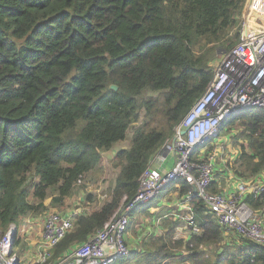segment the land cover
I'll return each instance as SVG.
<instances>
[{"label":"trees","instance_id":"16d2710c","mask_svg":"<svg viewBox=\"0 0 264 264\" xmlns=\"http://www.w3.org/2000/svg\"><path fill=\"white\" fill-rule=\"evenodd\" d=\"M247 1L0 0V232L40 208L28 202L29 187L40 203L55 186L54 204L69 198L144 109L130 147L115 156L121 169L109 200L76 216L54 258L88 241L130 203L142 173L211 83L218 44L227 51L238 42L239 34L228 35ZM144 90L157 95L139 100ZM238 120L242 129L232 138L245 139L248 150L243 145L235 160L236 175L246 179L264 170V110L249 109ZM178 183L182 196L189 185ZM191 201L199 232L177 261L264 264V247L224 235L201 202ZM166 225L117 263L162 264L180 245L173 221ZM219 243L220 252L204 259L199 250Z\"/></svg>","mask_w":264,"mask_h":264},{"label":"built area","instance_id":"2783aa9c","mask_svg":"<svg viewBox=\"0 0 264 264\" xmlns=\"http://www.w3.org/2000/svg\"><path fill=\"white\" fill-rule=\"evenodd\" d=\"M260 11H264V5L258 7L255 0L247 1L238 42L214 67L207 90L161 148V152L173 156L170 169L160 172L150 164L139 179L134 199L88 241L55 260L51 258L53 249L72 230L78 213H50L44 221L41 237L34 245L31 264H115L128 253L126 234L131 213L139 206L149 205L169 184L181 180L189 185V190L178 200L175 217L191 235L199 232L197 213L191 201L194 198L201 202L224 235L233 232L264 247V170L246 179L232 173L229 188L218 190L215 187V163L222 152L219 146L213 149L207 146L226 120L252 108L264 110V26H260L263 30H247V23L259 16ZM192 186L196 189L195 194ZM249 197L260 206L254 208L248 204L246 199ZM17 231V227L10 225L0 232V264H20L14 252Z\"/></svg>","mask_w":264,"mask_h":264},{"label":"rangeland","instance_id":"374dc122","mask_svg":"<svg viewBox=\"0 0 264 264\" xmlns=\"http://www.w3.org/2000/svg\"><path fill=\"white\" fill-rule=\"evenodd\" d=\"M246 6V5H245ZM243 13L241 16L237 18V23L232 32L229 33L228 39H232L236 34L240 36L241 24L243 22ZM250 16V15H249ZM264 26V11L260 15L255 17L251 22L247 23V30H263ZM239 39V38H238ZM221 44H218V48L216 53H214L212 59V67H216L220 60L225 56V54L232 48L225 51ZM157 93H153L149 90L142 91L141 95L138 97L139 100L147 99L149 97H155ZM144 109L140 110L139 115L140 119L137 123L133 124L129 127L126 132V138L124 141L116 143L111 150L103 152L101 154L100 164L96 167L95 170L88 173L83 179L82 183L75 187L72 195L69 198L64 199V202L61 204H54L53 199L58 196V188L51 187L46 191V198L42 203H40L37 199L32 196L33 189L29 187V197L28 202L31 205H41L40 208L35 209L33 212H29L22 216L19 219V222L14 225L18 228L17 238L14 241V252L17 253L20 264H31L30 260L33 256V253L30 252V248L34 249L33 242H38L43 232V225L46 217L50 213H67L70 211H76L77 208L86 209V212H92L97 210L103 203L109 200L111 191L114 187L115 180L119 174L121 166H119L118 162L115 160L116 154L121 151L128 149L131 144V137L134 132V129L141 125L144 120ZM243 113V112H242ZM239 113L236 116L226 120L223 123L222 130H218V134L211 138L208 143V148L213 149L216 146L220 147L221 154L218 155V160H227L226 166H233L234 173L236 174L238 170V162L230 160L229 156L233 155V152L242 151V146L244 145V149L248 150V144L245 139H240L235 141L232 136L235 134H239L241 132V124L239 116L242 114ZM213 144V145H212ZM218 144V145H216ZM212 145V146H209ZM203 149V147H201ZM217 160V162H219ZM116 161V162H115ZM231 161V162H230ZM115 163V164H114ZM37 179L34 178L31 180V184H35ZM177 182L171 183V187L176 186ZM166 189V188H165ZM163 189V191L165 190ZM162 191V192H163ZM100 200H98V199ZM178 198H175L177 200ZM171 201V200H170ZM150 205V204H149ZM147 206H139V209L142 212H145L147 208L152 205ZM124 208V207H123ZM175 210V209H174ZM137 210H134V212ZM164 210H160L159 212L147 213L143 216L134 219L131 222L127 234H126V244L128 247V253L124 257L126 258L131 251H136L138 247V243H144L145 240H148L150 236H161L165 233V229H169L168 222L171 220H165L162 218ZM84 213V212H83ZM133 213V212H132ZM131 213V214H132ZM163 214V215H161ZM170 216V215H168ZM159 218V219H158ZM172 219V217H171ZM173 221V220H172ZM158 222V223H156ZM173 228V238L174 241L180 242V245H175V249H170L167 254L168 258L163 261L162 264H195L194 262L184 261L179 262L177 258L185 256L187 254L186 249L184 248V243L187 241L181 235H177L178 230L184 232L182 222H175ZM29 228L28 232L27 231ZM73 230V228H72ZM70 230L69 233L72 231ZM164 230V231H163ZM68 233V234H69ZM149 237V238H148ZM33 245V246H32ZM80 244H75L71 249H76ZM31 246V247H30ZM220 243L214 246H209L207 248H201L199 251L203 252L204 259H211L214 257L216 253H219ZM70 249V250H71ZM204 249V250H203ZM172 255V257H171ZM178 256V257H173ZM52 260H55L52 252ZM206 260L199 262L198 264H205ZM115 264H118L117 262ZM127 264H131L128 263Z\"/></svg>","mask_w":264,"mask_h":264},{"label":"crops","instance_id":"0c3cea01","mask_svg":"<svg viewBox=\"0 0 264 264\" xmlns=\"http://www.w3.org/2000/svg\"><path fill=\"white\" fill-rule=\"evenodd\" d=\"M255 2L257 3L258 7H261L264 5V0H255ZM238 150L233 152V155L229 156L230 160L235 161L234 158L238 157L240 155ZM158 155L161 156V159L159 158ZM173 160L174 159H173L172 154H169L166 152H161V149H160L159 154H156V156L151 161V168L157 169L160 172H167L170 169V167L172 166ZM218 161L219 162L216 161V163H215V183H216L215 187H217L218 190L223 191V190L229 188L230 183L233 180L234 175H232V173L234 174V170L232 168L233 166H229V167L226 166V163H227L226 159L218 160ZM165 188H164L165 189L164 191L162 189L163 192L161 191V193L158 195V197L150 204L152 206L147 208L145 212H142L140 209L133 212L132 213L133 215L131 216V222H133L134 219H137V218L143 216L144 214H146V212L150 213V214L151 213L154 214L155 212H159L161 209L164 210V212H163L164 216H162V218H164L165 220H167V219L171 220V217H172L173 221L182 222L179 218L175 217V214L177 213V209L175 206L177 205V202L181 197L179 194V183L177 182L176 186H174V187H171V184H169V186H167ZM175 198H178V199L175 200ZM98 200H100V199H98ZM99 209H100V207L97 210H99ZM97 210H95V211H97ZM76 211L78 214L84 212V214H86V215L94 212V211L86 212V209L83 210V208H77ZM163 214H161V215H163ZM168 215H170V216H168ZM196 222H198V219ZM156 223H158V222H156ZM183 229L185 231L181 232L178 230L177 235H181L184 239H188L191 236V234H190L189 230L185 229L184 227H183ZM29 230H31V228H29L27 231H24V232L26 233ZM34 244H36V242H33V245ZM30 252H32V253L34 252V249H32V247L30 248Z\"/></svg>","mask_w":264,"mask_h":264},{"label":"water","instance_id":"95a60500","mask_svg":"<svg viewBox=\"0 0 264 264\" xmlns=\"http://www.w3.org/2000/svg\"><path fill=\"white\" fill-rule=\"evenodd\" d=\"M111 89L112 90H116V87L115 86H111ZM192 191H193L194 194L196 193V189H195L194 186H192Z\"/></svg>","mask_w":264,"mask_h":264},{"label":"clouds","instance_id":"9594fccd","mask_svg":"<svg viewBox=\"0 0 264 264\" xmlns=\"http://www.w3.org/2000/svg\"><path fill=\"white\" fill-rule=\"evenodd\" d=\"M168 186H169V185H168ZM166 187H167V186H166ZM163 189H164V188H163ZM152 202H153V201H152ZM152 202H151V203H152ZM151 203H150V204H151ZM136 210H139V208H138V209H136Z\"/></svg>","mask_w":264,"mask_h":264}]
</instances>
